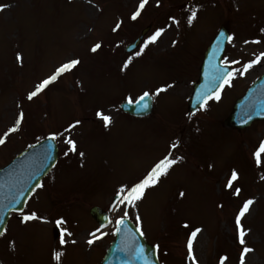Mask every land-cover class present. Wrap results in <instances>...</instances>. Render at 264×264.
I'll use <instances>...</instances> for the list:
<instances>
[{
    "label": "rangeland",
    "instance_id": "rangeland-1",
    "mask_svg": "<svg viewBox=\"0 0 264 264\" xmlns=\"http://www.w3.org/2000/svg\"><path fill=\"white\" fill-rule=\"evenodd\" d=\"M139 4L0 0L5 6L0 8V136L20 117L16 131L0 144V167L50 133L56 134L59 148L43 186L33 191L23 210L39 218L22 223L19 215H10L0 237V264H95L121 217L156 245L161 264H240L244 247L252 249L244 264H264V152L259 163L254 155L264 141V120L245 129L223 122L234 100L264 72V56L244 68L264 53V0H146L132 19ZM221 24L231 37L222 61L231 65L232 76L219 99L214 96L192 114L186 98ZM146 26L137 49L124 53ZM157 29L163 31L145 45ZM96 44L100 46L92 51ZM141 45L144 50L136 56ZM74 59L76 65L28 99L29 92ZM162 86L167 87L156 93ZM145 91L155 102L149 117L120 111L122 100H134ZM97 111L110 117L107 126ZM165 156L182 159L146 187L139 200L128 203L127 189ZM234 170L237 178L226 187ZM237 188L239 194H234ZM117 193L121 198L110 212L109 225L97 228L89 207L108 209ZM248 199L253 203L241 217L246 230L241 245L233 215ZM61 218L64 222L57 225ZM62 229L67 231L61 245ZM54 252L61 253L59 260Z\"/></svg>",
    "mask_w": 264,
    "mask_h": 264
},
{
    "label": "water",
    "instance_id": "water-1",
    "mask_svg": "<svg viewBox=\"0 0 264 264\" xmlns=\"http://www.w3.org/2000/svg\"><path fill=\"white\" fill-rule=\"evenodd\" d=\"M222 30L210 51H207L201 66L200 78L194 83V92L188 102V109L192 112H195L201 103L209 99L218 89L221 75L230 71L228 67L227 70H222L218 64L226 40V30L224 28ZM139 40L140 38L127 46L126 50L133 49ZM205 96H207L206 100ZM145 103L148 107L142 109L138 108L137 104L128 102L121 106L126 112L139 116L151 111L152 104L149 97L146 98ZM256 119H264V74L235 101L225 123L241 129ZM50 140L36 143L20 153L8 165L0 168V231L5 227L9 213L17 209L21 211L32 189L54 165L56 147ZM89 212L99 225L107 223L106 212L99 207L93 206ZM121 219L123 223H117L116 238L107 249L101 264H158L154 246L147 244L130 221ZM137 248L142 249V252H138Z\"/></svg>",
    "mask_w": 264,
    "mask_h": 264
},
{
    "label": "snow or ice",
    "instance_id": "snow-or-ice-1",
    "mask_svg": "<svg viewBox=\"0 0 264 264\" xmlns=\"http://www.w3.org/2000/svg\"><path fill=\"white\" fill-rule=\"evenodd\" d=\"M146 3V0H140V4L137 8V11L136 12H133L132 13V19H135L136 16L138 15L140 9H142L144 7ZM157 3H159V0H157ZM5 7L4 5H0V8H3ZM196 13L195 11L192 12V15H190L188 17V22L189 24L192 22L193 18L195 17ZM172 19V18H170ZM117 27H119V23L117 24ZM115 30V29H114ZM163 31V29H157L155 33H153V35L149 36L147 38V40L145 41V45L148 44L149 42H154L156 40V38L161 34V32ZM262 31H264V29H262ZM228 39L230 40L231 37L229 36ZM175 43V42H174ZM100 45L99 44H96L93 46L92 48V51H95L96 48H98ZM144 50V45H141V51L140 52H136L135 55L136 56H139L141 54V52ZM261 56H264V53H260L259 56L256 57V59L248 62V63H245L244 64V68L247 69L249 67H251L252 64H255L257 63V61L260 59ZM16 59L19 61L21 59V56H20V53H17L16 54ZM132 57H129L128 59H126L124 61V68H126L129 64V62L131 61ZM78 63V60H71V61H68L67 63L61 65L59 68H57L56 70V73L53 74L52 76H49L47 79H45L44 81H42L35 89V91H32V92H29L28 93V99H32V97H34L41 89H43L45 87V85H47L49 82L55 80L56 78V75L65 71V70H68L70 69L72 66L76 65ZM123 70V68H122ZM219 71V70H217ZM241 75H243V72L240 73ZM232 76V73L231 72H227L226 74H222L221 75V82H220V88H222L224 85L228 84L229 83V79L231 78ZM216 77H213V79H215ZM165 87L167 86H162L160 88H157L155 91L156 93H160L162 92L163 90H165ZM150 95L149 91H145L143 92L139 97L136 98L135 101H133L131 98H128V103L129 104H137L138 108H147L148 105L147 103H145V100L146 98ZM215 98L216 99H219V89L216 90V93H215ZM207 99V96H205V100ZM201 107H204V103L202 102L201 103ZM97 116H102V114L97 111ZM102 119L104 120V123H105V126L108 125L109 121H110V117L107 116V115H103L102 116ZM75 123H79V121L75 122ZM20 124V117L17 118L16 120V126H18ZM16 126H13V127H10L7 132L3 135V136H0V144H3L5 142V137L7 136L8 133H11V132H14L16 131ZM69 127L71 128L72 125H69ZM51 138L55 139V136L56 134L55 133H50L49 134ZM67 143L69 145L72 146V150L75 149V144H74V141H72L71 139H68L67 140ZM173 148L176 147L175 144L172 145ZM261 152H264V141H261V144H260V147L258 148L257 152L254 153V155H256L257 157V163H259V155ZM65 155H67V153H65ZM182 159L181 157L177 156L175 158V160H172V159H169L168 156H165L163 157V159H161L160 161H158L149 171L148 173L142 178L140 179L137 183L133 184L130 188L127 189V193L125 195V200L128 201V203H132L133 201H136V200H139L143 193H144V190L146 187L150 186V185H155L158 181V178L163 175L164 173L167 172L168 170V167L174 163H176L178 160ZM211 166V165H210ZM237 178V173L236 171L234 170L232 172V175H231V178L229 179V182H228V185H226V187H230L231 184H232V181L235 180ZM43 185L42 184H36V188H40L42 187ZM121 190L123 191L124 190V186H121ZM32 191H35V188L32 189ZM239 191L240 189L237 188L236 189V192L234 194H239ZM24 193H21V195H23ZM181 196L183 195V193L181 192L180 194ZM253 203V200L252 199H248V200H245L244 203H243V206L240 208L239 212L237 213L236 215V226H237V229H238V232H239V238H240V243L241 245L244 244V235H245V231L243 228H242V225H241V217L248 211L249 209V206ZM16 211H20L19 209H17ZM21 222H25V221H31L32 219H36V218H39L37 217V214L35 212H31V213H23L21 212ZM63 218L61 219H58L56 220V224L57 225H60L61 223H63ZM118 223H123V220H119ZM67 229H62L61 230V239H60V244H64L65 243V240L63 239V233L66 232ZM137 231L139 232L140 231V228L139 226L137 227ZM200 229L197 228L195 229L191 236H195L197 232H199ZM0 235H3V231H0ZM141 235H143V233L141 232ZM191 236L189 238V241H188V247H189V252H188V255L189 257L192 256V251H191ZM93 242L92 239L88 240V243L91 244ZM138 252H142V249H139L137 248L136 249ZM252 249L249 248V247H244L242 252H241V260H240V264H244V257H245V254L248 253V252H251ZM61 253L59 252H54L53 253V257L57 260H59V257H60ZM223 259V258H222Z\"/></svg>",
    "mask_w": 264,
    "mask_h": 264
}]
</instances>
